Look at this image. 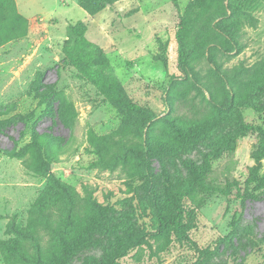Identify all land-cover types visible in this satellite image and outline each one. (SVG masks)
Instances as JSON below:
<instances>
[{
    "label": "rangeland",
    "instance_id": "obj_1",
    "mask_svg": "<svg viewBox=\"0 0 264 264\" xmlns=\"http://www.w3.org/2000/svg\"><path fill=\"white\" fill-rule=\"evenodd\" d=\"M175 1L126 0L90 16L78 0H17L32 22L27 37L0 48V240L14 238L10 228L28 227L47 185L29 151L36 131L55 138L51 152L42 153L48 152L52 173L88 207L89 219H98L99 207L106 211L65 264H108L138 233L151 235L119 264H264V177L244 197L233 187L229 196L197 192L187 200L190 242L154 235L150 193L164 201L165 173L173 183L186 182L188 164L204 166L210 183L239 184L244 193L259 140L247 126L264 129V0ZM218 6L227 15L219 16ZM182 19L189 26L186 73L178 66L175 37ZM79 21L131 100L156 114L150 131L125 126L67 62V27ZM228 33L232 45L214 43ZM194 126L205 137L180 143L178 128ZM148 131L154 141L176 147L149 156L150 176L137 152ZM18 240L34 252L29 241ZM0 264L25 263L0 247Z\"/></svg>",
    "mask_w": 264,
    "mask_h": 264
},
{
    "label": "trees",
    "instance_id": "obj_2",
    "mask_svg": "<svg viewBox=\"0 0 264 264\" xmlns=\"http://www.w3.org/2000/svg\"><path fill=\"white\" fill-rule=\"evenodd\" d=\"M123 1L125 0H78V3L90 16H96L109 6L112 7ZM174 4L177 5L175 0ZM218 9L221 12L219 16L227 15L224 8L221 9L218 6ZM187 24V20L182 19L181 26L175 35L178 44V66L185 73L190 68L188 64L190 50L186 42L189 30ZM29 28L30 22L18 11L16 0H0V48L27 37ZM87 32L88 26L82 21L67 27V41L63 52L67 62L75 68L81 79L92 84L97 92L123 116L125 126L128 124L131 130L145 129L149 126L150 131L157 117L156 114L131 100L107 54L98 44L87 38ZM229 35L231 34L216 37L214 43H222L224 46L232 45V36L229 38ZM247 129L255 131L259 140L253 155L254 166L250 168L246 180L245 192L242 193L239 184L232 183L227 188H222L210 183L207 177L208 170L204 166L195 167L188 164L190 178L186 182L173 183L169 175L165 173L164 201H161L154 191L150 193L157 219L154 235L168 234L180 244L190 242L189 233L193 228V221L187 212V200L192 199L197 192L229 196L232 194L233 187L241 197H244L248 192L247 187L258 183L264 177L260 174L264 161V129L252 126H247ZM149 131L146 143L137 152L140 163L150 176L149 156L160 154V152L169 149L173 151L176 147L174 143L162 139L154 141ZM202 131L197 126L178 128V141L183 144L197 142L206 135ZM54 140L52 135H39L34 131L33 142L29 145V151L34 160L32 165L37 174L47 178V185L30 210L28 227L26 229L10 228L9 232L13 234L14 238L7 241L0 240L2 250L9 249L10 253L14 252L25 264H65L87 244L89 235L106 217V211L104 212V209L99 207L98 219L95 221L89 219L88 207L79 204L75 190L52 173L47 153L51 152L50 146ZM45 148L49 151H45L43 154ZM7 154L10 157H15L12 152H7ZM41 233L48 237L46 245H43ZM149 235L151 234L138 233L129 238L125 248L120 250L108 264H119L127 254L147 243ZM19 238L29 241L34 252H30L24 247V242L19 243ZM88 264L96 263L90 260Z\"/></svg>",
    "mask_w": 264,
    "mask_h": 264
},
{
    "label": "crops",
    "instance_id": "obj_3",
    "mask_svg": "<svg viewBox=\"0 0 264 264\" xmlns=\"http://www.w3.org/2000/svg\"><path fill=\"white\" fill-rule=\"evenodd\" d=\"M126 1V0H125ZM16 3H17V7H18V11L21 13V11H20V8H19V4H18V2H17V0H16ZM119 3H121V2H119ZM118 4V3H117ZM22 14V13H21ZM23 15V14H22ZM24 16V15H23ZM27 18V17H26ZM28 19V18H27ZM29 20V19H28ZM29 22L31 23L32 21H30L29 20Z\"/></svg>",
    "mask_w": 264,
    "mask_h": 264
}]
</instances>
